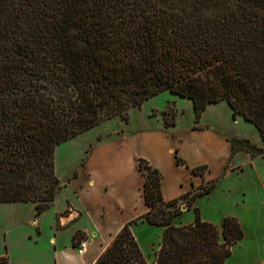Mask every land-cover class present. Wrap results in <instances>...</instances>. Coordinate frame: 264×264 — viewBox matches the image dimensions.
I'll return each mask as SVG.
<instances>
[{
  "label": "trees",
  "instance_id": "16d2710c",
  "mask_svg": "<svg viewBox=\"0 0 264 264\" xmlns=\"http://www.w3.org/2000/svg\"><path fill=\"white\" fill-rule=\"evenodd\" d=\"M165 89L191 99L196 116L225 100L261 138L231 136V153L264 158V0H0V202L43 212L61 186L56 146ZM138 164L149 208L92 264H224L244 234L236 216L215 223L193 206V220L175 224L178 206L164 208L180 197L190 207L215 181L164 200L159 169ZM138 218L163 226L151 261L131 228Z\"/></svg>",
  "mask_w": 264,
  "mask_h": 264
},
{
  "label": "rangeland",
  "instance_id": "374dc122",
  "mask_svg": "<svg viewBox=\"0 0 264 264\" xmlns=\"http://www.w3.org/2000/svg\"><path fill=\"white\" fill-rule=\"evenodd\" d=\"M165 117L174 120V123L166 125ZM157 129L169 131L179 138L184 132L191 134L196 130H211L226 140L228 146L216 168L211 162L206 163L202 173L193 172V166L189 168L199 176V181L201 179L199 185L193 184L191 190L208 184L212 179L215 181L214 186L198 195L190 207L186 205L187 197H180L164 208L174 209L178 206L180 211L172 218L175 224L191 222L194 217L193 206H198L203 218L215 223H220L224 215L236 216L244 234L232 246L224 264H264V158L260 155L251 156L245 150L231 153L229 141L231 136L248 137L260 144L261 138L254 123L241 114L234 115L225 100L207 104L196 116L191 99L165 89L149 96L140 105L131 106L127 119L114 115L102 120L56 146L54 159L61 186L74 170L85 165L93 146L98 143L131 137L137 131ZM198 144L199 149L190 151L192 156L212 155L204 145V140L200 139ZM176 156L182 158L180 163H187L178 150L175 151ZM63 201V196L58 195L54 207L46 209L40 220L41 213L35 214L33 202H0V254L8 255L9 264H54V245L49 241L50 235L56 232L54 243L63 247L69 244L74 228L73 225H67L55 230L53 211L62 207ZM39 222L41 234L36 229ZM155 226L161 232L156 237L153 256L147 257L150 261L159 247L163 229L162 225ZM131 228L133 231V224ZM142 228L138 227L137 231ZM77 236L80 238L78 241L88 238L81 231ZM151 236L155 237L153 234ZM71 240L75 242L74 238Z\"/></svg>",
  "mask_w": 264,
  "mask_h": 264
},
{
  "label": "crops",
  "instance_id": "0c3cea01",
  "mask_svg": "<svg viewBox=\"0 0 264 264\" xmlns=\"http://www.w3.org/2000/svg\"><path fill=\"white\" fill-rule=\"evenodd\" d=\"M182 134L179 138L161 129L143 130L131 137H119L93 146L85 165L74 170L55 195L56 198L61 194L64 200L62 207L53 211L55 230L67 225L74 228L69 244L63 247L54 243L56 232L50 235L49 241L54 245V264H92L125 222L149 208L142 193L145 176L139 168V157L159 169L161 193L165 200L191 190L193 184L201 181L190 171L192 166L211 162L217 167L228 146L225 139L211 130ZM200 139L212 152L211 156H192L190 151L199 149ZM176 150L187 163L176 161ZM54 200L48 208L54 207ZM138 220L133 223V233L146 256H153L156 237L161 230L144 218ZM36 226L41 234L40 222ZM138 227L143 228L137 231ZM78 230L88 235L83 253L78 252L77 244L71 240Z\"/></svg>",
  "mask_w": 264,
  "mask_h": 264
},
{
  "label": "built area",
  "instance_id": "2783aa9c",
  "mask_svg": "<svg viewBox=\"0 0 264 264\" xmlns=\"http://www.w3.org/2000/svg\"><path fill=\"white\" fill-rule=\"evenodd\" d=\"M87 246V239H81L80 241H78L77 243V250L79 253H83L86 249Z\"/></svg>",
  "mask_w": 264,
  "mask_h": 264
}]
</instances>
